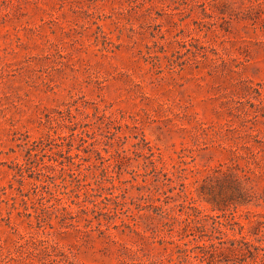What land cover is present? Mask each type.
I'll return each mask as SVG.
<instances>
[{"label":"rangeland","instance_id":"374dc122","mask_svg":"<svg viewBox=\"0 0 264 264\" xmlns=\"http://www.w3.org/2000/svg\"><path fill=\"white\" fill-rule=\"evenodd\" d=\"M209 193L264 220V0H0V264H173Z\"/></svg>","mask_w":264,"mask_h":264},{"label":"trees","instance_id":"16d2710c","mask_svg":"<svg viewBox=\"0 0 264 264\" xmlns=\"http://www.w3.org/2000/svg\"><path fill=\"white\" fill-rule=\"evenodd\" d=\"M142 141L146 142L145 139H142ZM145 146L150 152L149 159L151 166V171L144 175V177H147L152 173H157L158 166L153 159L155 153L149 142H146ZM163 177L161 183L170 181L167 173H164ZM146 184L147 179H144V185ZM140 187L143 188V185ZM158 188L155 191L161 194ZM236 190H239V197H243L244 193L240 189ZM209 194L212 198L209 199L212 214H205L203 210L195 205L196 201L189 199L187 196H184L185 200L179 205L180 216L170 213V211H167L161 205H152L157 214L169 216L171 223L166 224V227L169 228L168 231L173 230L170 225L177 224L175 234L170 239L162 240V243L165 245L164 249L170 256L169 263L264 264V220H248L247 226L236 214V207L232 209V207L226 204L224 199L220 198L222 200L219 199L217 201L215 199L217 195H212L213 193ZM121 197L118 194L114 195L111 193V197H108L107 201L111 202L113 199L114 207L111 208L109 204H106L100 210L96 209L99 205H96L93 201H91L92 207L84 203L85 201H72L73 204L79 206V209H73L70 204H65L61 209H58L57 212L61 214L58 217L62 218V220L67 219L73 222L77 218H81L80 214L87 217L88 214L92 213L95 217L97 215L103 216L109 222V213L118 214L120 210L117 208L121 207L122 209V204L119 201ZM104 208L108 212H102ZM36 217L38 218V215ZM173 255H176L175 259ZM67 264L71 263L67 262ZM127 264L147 263L132 260L131 263Z\"/></svg>","mask_w":264,"mask_h":264}]
</instances>
